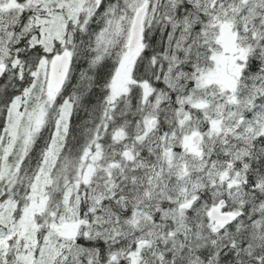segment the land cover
I'll return each mask as SVG.
<instances>
[{"label": "snow or ice", "instance_id": "obj_1", "mask_svg": "<svg viewBox=\"0 0 264 264\" xmlns=\"http://www.w3.org/2000/svg\"><path fill=\"white\" fill-rule=\"evenodd\" d=\"M0 264H264V0H0Z\"/></svg>", "mask_w": 264, "mask_h": 264}]
</instances>
